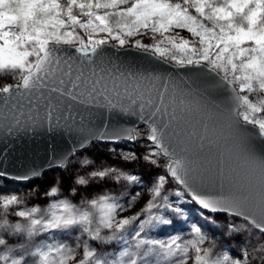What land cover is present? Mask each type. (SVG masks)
Returning <instances> with one entry per match:
<instances>
[{
  "label": "snow or ice",
  "instance_id": "snow-or-ice-1",
  "mask_svg": "<svg viewBox=\"0 0 264 264\" xmlns=\"http://www.w3.org/2000/svg\"><path fill=\"white\" fill-rule=\"evenodd\" d=\"M0 264H264V0H0Z\"/></svg>",
  "mask_w": 264,
  "mask_h": 264
},
{
  "label": "water",
  "instance_id": "water-1",
  "mask_svg": "<svg viewBox=\"0 0 264 264\" xmlns=\"http://www.w3.org/2000/svg\"><path fill=\"white\" fill-rule=\"evenodd\" d=\"M113 59H117L118 62H121L128 66H143V67H159L161 70L166 69L167 71L175 73L177 70L164 64H160L158 61L152 60L150 57L145 55L144 53L138 52L133 49H126V50H119L114 51L112 53ZM129 123L132 122L131 119L128 121ZM122 143V142H121ZM130 143V142H128ZM107 145H118V144H107ZM44 140L43 138H24L22 141H17L15 146V152L17 153L18 157H27V162L32 163L33 161L36 164L42 162L45 156L44 152ZM9 170L15 171V168H12L9 165Z\"/></svg>",
  "mask_w": 264,
  "mask_h": 264
},
{
  "label": "rangeland",
  "instance_id": "rangeland-1",
  "mask_svg": "<svg viewBox=\"0 0 264 264\" xmlns=\"http://www.w3.org/2000/svg\"><path fill=\"white\" fill-rule=\"evenodd\" d=\"M182 34L187 35V33H182ZM113 149L115 151H113ZM123 150L140 151V148H139V144H132V143H128V142H122V143H119L118 145L101 144L98 147L91 148L89 150V154L93 157H97L98 159L106 160L109 163H118V161L115 159V155H116V153H119ZM56 174L57 173H55V172L49 173L42 180H37L35 182H31V184H11L10 183L9 187L7 189H5V191L19 192V193L23 194V193L28 192V191L32 190L33 188H35V189H38L40 192H43V190L48 186V182L51 180L52 176H54ZM170 193H171V188H169V195H170ZM171 198L172 197L170 195V199ZM36 201H38L41 204L44 203L43 199L40 197H37ZM141 203H143V201H141ZM185 205L190 207V208H188V210H191V209H193V207H195V204L192 202H189ZM139 207H140V205L138 204L136 206V209H134V211L137 210ZM191 213H192V210H191ZM127 214L128 213H126V215ZM223 220L224 219L219 220L218 223H223ZM152 235H154V234L153 233L148 234L149 237Z\"/></svg>",
  "mask_w": 264,
  "mask_h": 264
},
{
  "label": "flooded vegetation",
  "instance_id": "flooded-vegetation-1",
  "mask_svg": "<svg viewBox=\"0 0 264 264\" xmlns=\"http://www.w3.org/2000/svg\"><path fill=\"white\" fill-rule=\"evenodd\" d=\"M30 184H31V182H30ZM183 207H185L187 209V213H186L187 219L186 220H177L173 226H170L168 228L167 231L152 230V232H149V233L150 234L153 233L154 235L150 236V238L166 239L168 235H171L177 231H181V229L184 230L183 234L185 236H187V234H188L187 229H189L193 223H197V224L201 225L206 231H210V232L215 231L212 229L211 225L209 226V224L205 221L204 216L202 215V212L198 206L195 205V207H193V209H191L192 213H191V210H188V208H190V207H188L186 205H183ZM195 218L201 219L202 221L199 223V222L194 220ZM221 219H224V217L221 216L219 220H221ZM107 247L109 248L110 252L112 251L113 247L118 248V246H114V245H109Z\"/></svg>",
  "mask_w": 264,
  "mask_h": 264
},
{
  "label": "bare ground",
  "instance_id": "bare-ground-1",
  "mask_svg": "<svg viewBox=\"0 0 264 264\" xmlns=\"http://www.w3.org/2000/svg\"><path fill=\"white\" fill-rule=\"evenodd\" d=\"M194 220L199 222V223L202 221L201 219H198V218H195Z\"/></svg>",
  "mask_w": 264,
  "mask_h": 264
}]
</instances>
